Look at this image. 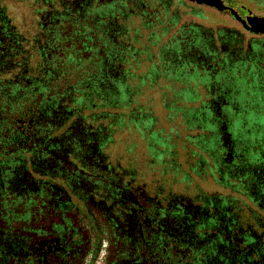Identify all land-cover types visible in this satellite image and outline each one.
Wrapping results in <instances>:
<instances>
[{"label": "flooded vegetation", "instance_id": "flooded-vegetation-1", "mask_svg": "<svg viewBox=\"0 0 264 264\" xmlns=\"http://www.w3.org/2000/svg\"><path fill=\"white\" fill-rule=\"evenodd\" d=\"M0 264H264V0H0Z\"/></svg>", "mask_w": 264, "mask_h": 264}, {"label": "rangeland", "instance_id": "rangeland-1", "mask_svg": "<svg viewBox=\"0 0 264 264\" xmlns=\"http://www.w3.org/2000/svg\"><path fill=\"white\" fill-rule=\"evenodd\" d=\"M157 100H159V99H157ZM158 107H159V106H158ZM156 110H157V112L159 111L157 108H156ZM168 127H169V126H166V125H165V128H166V129H168Z\"/></svg>", "mask_w": 264, "mask_h": 264}]
</instances>
